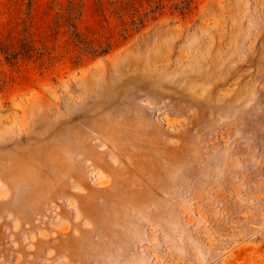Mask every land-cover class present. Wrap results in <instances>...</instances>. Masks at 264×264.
<instances>
[{
	"label": "rangeland",
	"instance_id": "374dc122",
	"mask_svg": "<svg viewBox=\"0 0 264 264\" xmlns=\"http://www.w3.org/2000/svg\"><path fill=\"white\" fill-rule=\"evenodd\" d=\"M0 264H264V0H0Z\"/></svg>",
	"mask_w": 264,
	"mask_h": 264
}]
</instances>
